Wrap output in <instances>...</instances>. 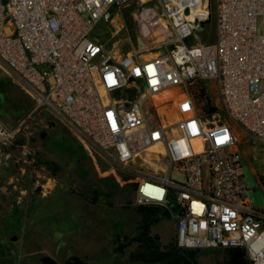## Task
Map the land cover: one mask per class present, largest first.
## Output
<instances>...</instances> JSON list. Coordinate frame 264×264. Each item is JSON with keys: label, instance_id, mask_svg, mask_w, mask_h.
I'll return each instance as SVG.
<instances>
[{"label": "built area", "instance_id": "2783aa9c", "mask_svg": "<svg viewBox=\"0 0 264 264\" xmlns=\"http://www.w3.org/2000/svg\"><path fill=\"white\" fill-rule=\"evenodd\" d=\"M153 1L0 0V70L131 177L136 207L166 211L179 249L241 248L264 264V208L250 199L238 139L264 144V0H215L210 43L196 40L210 0H157L159 21ZM131 5L148 40L166 19L164 52L107 49L92 37ZM19 134L0 123V166Z\"/></svg>", "mask_w": 264, "mask_h": 264}, {"label": "rangeland", "instance_id": "374dc122", "mask_svg": "<svg viewBox=\"0 0 264 264\" xmlns=\"http://www.w3.org/2000/svg\"><path fill=\"white\" fill-rule=\"evenodd\" d=\"M148 6L149 15L161 17L159 1ZM135 11V5L115 8L112 20L100 23L92 37L107 49L125 52L146 45L158 47L154 54L164 52V33L157 30L148 40ZM210 13L208 23L196 33L199 42L216 38L215 0H210ZM161 23L167 25L166 19ZM259 32L264 34V19ZM210 98L218 105L215 89ZM0 123L20 129L10 150L12 162L0 166V264H41L44 257L58 264L74 258L88 264H142L129 258L138 249L135 239L142 218L134 205L131 177L116 171L99 151L37 109L34 100L1 70ZM238 137L250 199L255 207L264 208V144L242 131ZM21 147L28 152L25 161L18 154ZM151 235L158 237L161 250L175 245L176 221L162 218ZM122 245L127 248L116 252ZM225 258L220 248L203 249L198 251L197 264H223Z\"/></svg>", "mask_w": 264, "mask_h": 264}, {"label": "trees", "instance_id": "16d2710c", "mask_svg": "<svg viewBox=\"0 0 264 264\" xmlns=\"http://www.w3.org/2000/svg\"><path fill=\"white\" fill-rule=\"evenodd\" d=\"M208 23V22H207ZM206 23V24H207ZM205 24V25H206ZM216 109L211 108V112ZM138 213L142 216L140 223V233L135 239L138 249L129 256L130 261L142 264H197L199 250H182L176 245H172L163 250L158 245V237L151 235V229L159 224L162 218H170V215L162 208L138 207ZM127 245H122L116 252L122 253ZM226 255L223 264H251L246 252L241 248L222 249ZM41 264H58L49 257L41 259ZM65 264H88L79 258L67 261Z\"/></svg>", "mask_w": 264, "mask_h": 264}, {"label": "bare ground", "instance_id": "6f19581e", "mask_svg": "<svg viewBox=\"0 0 264 264\" xmlns=\"http://www.w3.org/2000/svg\"><path fill=\"white\" fill-rule=\"evenodd\" d=\"M143 1H147V0H143ZM154 12V11H153ZM155 13V12H154ZM156 14V13H155ZM146 16L148 17V14H146ZM156 16V15H155ZM161 17H158L157 19H158V21H159V19H160ZM155 27H156V29H155V31L156 32H161L162 34L165 32V30H166V27L163 25V24H161L160 22L158 23V24H156L155 23ZM145 30V29H144ZM146 30H147V28H146ZM158 30V31H157ZM161 34V35H162ZM161 38V37H160ZM163 38V37H162Z\"/></svg>", "mask_w": 264, "mask_h": 264}, {"label": "crops", "instance_id": "0c3cea01", "mask_svg": "<svg viewBox=\"0 0 264 264\" xmlns=\"http://www.w3.org/2000/svg\"><path fill=\"white\" fill-rule=\"evenodd\" d=\"M247 136V135H246ZM248 138H250L251 140H253V141H255L254 139H252L251 137H249V136H247ZM238 139H239V137H238ZM255 142H257V141H255ZM241 150V149H240ZM241 153H242V151H241Z\"/></svg>", "mask_w": 264, "mask_h": 264}]
</instances>
